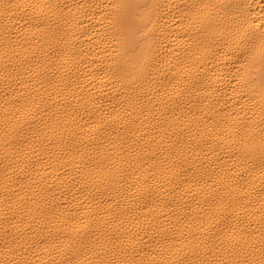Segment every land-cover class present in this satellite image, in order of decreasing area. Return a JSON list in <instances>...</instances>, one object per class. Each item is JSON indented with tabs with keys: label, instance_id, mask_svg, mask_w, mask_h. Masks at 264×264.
Wrapping results in <instances>:
<instances>
[{
	"label": "bare ground",
	"instance_id": "6f19581e",
	"mask_svg": "<svg viewBox=\"0 0 264 264\" xmlns=\"http://www.w3.org/2000/svg\"><path fill=\"white\" fill-rule=\"evenodd\" d=\"M0 264H264V0H0Z\"/></svg>",
	"mask_w": 264,
	"mask_h": 264
}]
</instances>
